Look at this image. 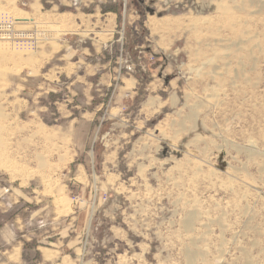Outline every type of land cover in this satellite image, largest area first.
Instances as JSON below:
<instances>
[{
  "label": "rangeland",
  "instance_id": "rangeland-1",
  "mask_svg": "<svg viewBox=\"0 0 264 264\" xmlns=\"http://www.w3.org/2000/svg\"><path fill=\"white\" fill-rule=\"evenodd\" d=\"M28 1L0 0V188L10 184L5 168L49 172L46 180L22 183L31 198L38 195L33 188L47 185L53 225L60 221L53 205L68 211L87 202L72 184L75 155L94 182L103 179L100 157L89 147L80 156L71 137L59 133L68 119H59L54 99L37 98L26 87L46 49L79 37L71 17L90 12L98 0H41L37 13ZM146 5L170 19L154 38L145 27L143 44L151 52L141 53L142 68L149 83L159 53L154 46L165 48L173 65L165 78L179 77L180 105L147 123L153 140L146 136L138 148L126 149L132 155L120 159L121 185L108 184L100 203L89 201L94 207L81 264H264V0ZM28 29L39 34L28 36ZM122 29L111 52L116 58ZM59 185L67 186L65 196L53 194ZM11 200L7 194L4 203ZM30 214L24 210L19 218Z\"/></svg>",
  "mask_w": 264,
  "mask_h": 264
},
{
  "label": "crops",
  "instance_id": "crops-1",
  "mask_svg": "<svg viewBox=\"0 0 264 264\" xmlns=\"http://www.w3.org/2000/svg\"><path fill=\"white\" fill-rule=\"evenodd\" d=\"M180 1L145 0V3L163 9ZM119 2L98 0L90 12L79 11L73 15L70 24L78 30L79 37L73 41L66 39L56 47L46 49L42 63H34L35 72L26 87L37 98L54 99L59 119H68L67 128L58 126L59 133L71 137L72 146L79 149L80 156L87 147L97 149V156L100 157L97 172L103 179L94 182V177L89 174L84 160L77 158V153L71 161L75 164L72 184L78 187L87 202L71 205L68 211L58 204L53 205L54 220L60 221L51 225L47 223V214L51 210V202L45 197L51 194L47 185L38 187V190L33 188L32 194L38 195L31 198L22 183L24 179L46 180L50 177L49 172L21 175L5 168L6 172L1 174L10 184L0 188V264H81L94 207L89 201L96 198L100 203L99 195H102L108 184L121 185L118 181L126 173L120 169V159L132 155L126 149L133 150L145 143L143 138H150L149 131H155L146 127L147 123L158 114L180 105V79L176 76L170 80L165 78L172 73V59L166 49L158 44L154 46V51L159 53H155V63L150 69L151 80L138 109L133 105L140 89V81L133 73L135 65H129L131 72L122 75L118 82V62L117 58L113 59L111 52L120 31V17L113 10ZM28 5L35 13L43 10L41 0H29ZM121 9V23L124 21L130 26L135 25V30H138L141 20L138 12L133 7L126 12V0H123ZM167 19L170 16H146L144 26L152 38L163 31ZM46 27H50L47 31L50 35L57 31L53 26V29L49 25ZM37 29L40 31L41 28ZM37 32L30 31L26 35L37 36ZM42 123L44 128L48 127ZM94 183H97L99 194L94 193ZM66 187L59 185L56 190L58 193H52L58 197L65 196ZM7 194L12 199L9 205L4 203ZM22 201L25 203L23 206L19 205ZM24 210L31 212L26 221L19 218V212ZM37 217L41 221H36ZM111 230L120 232L114 226Z\"/></svg>",
  "mask_w": 264,
  "mask_h": 264
},
{
  "label": "trees",
  "instance_id": "trees-1",
  "mask_svg": "<svg viewBox=\"0 0 264 264\" xmlns=\"http://www.w3.org/2000/svg\"><path fill=\"white\" fill-rule=\"evenodd\" d=\"M117 7H113V10L119 14L120 17V29L123 28L124 36H125V44H124V56L127 59V64H124L122 67V74H126L127 72H131L128 66L130 64L135 65L133 73L138 77L140 81V89L139 95L135 101V108L139 104L141 96L144 95L143 87L148 84V76L147 72L142 68L141 60L142 56L141 53H149L151 52L150 45L146 46L143 44L144 39L149 35L148 30L144 26V20L147 14H153V11L149 9V6L146 5L145 0H126V12L129 11L131 7H133L138 14L141 16V20L138 24V30H135L133 26L128 25L126 22L121 23L122 21V9L123 1L120 0L119 4L116 5ZM118 38V35H117ZM116 38V40H117ZM144 46L143 48H140ZM117 53L113 55V59L116 60Z\"/></svg>",
  "mask_w": 264,
  "mask_h": 264
},
{
  "label": "built area",
  "instance_id": "built-area-1",
  "mask_svg": "<svg viewBox=\"0 0 264 264\" xmlns=\"http://www.w3.org/2000/svg\"><path fill=\"white\" fill-rule=\"evenodd\" d=\"M16 34V33H15ZM14 34V35H15ZM121 37L118 40V43H120V49H119V55L117 57V62H118V80L121 77V71H122V67L124 64H127V59L124 56V41H123V36H124V30L122 29L120 32ZM153 59V57H152ZM117 84V83H116ZM117 86V85H116ZM115 86V87H116ZM77 201V198H76Z\"/></svg>",
  "mask_w": 264,
  "mask_h": 264
}]
</instances>
